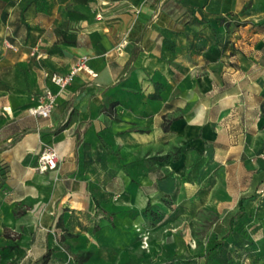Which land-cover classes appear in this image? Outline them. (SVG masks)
<instances>
[{
	"label": "crops",
	"instance_id": "crops-1",
	"mask_svg": "<svg viewBox=\"0 0 264 264\" xmlns=\"http://www.w3.org/2000/svg\"><path fill=\"white\" fill-rule=\"evenodd\" d=\"M81 56L94 75L58 89ZM45 88L51 112L30 114ZM262 101L264 0H0V264H114L199 159L263 158L228 217L242 199L264 253Z\"/></svg>",
	"mask_w": 264,
	"mask_h": 264
},
{
	"label": "rangeland",
	"instance_id": "rangeland-1",
	"mask_svg": "<svg viewBox=\"0 0 264 264\" xmlns=\"http://www.w3.org/2000/svg\"><path fill=\"white\" fill-rule=\"evenodd\" d=\"M259 158L227 166L197 160L186 174L183 197L153 199L136 229L134 245L121 247L114 264H264L262 250L242 245L261 238L247 214L238 219L237 232L221 248L210 249L209 244L219 242L216 233L225 230L223 222L238 192L254 184L253 176L260 177ZM263 190L259 187V194ZM231 238L237 243L229 246Z\"/></svg>",
	"mask_w": 264,
	"mask_h": 264
},
{
	"label": "built area",
	"instance_id": "built-area-1",
	"mask_svg": "<svg viewBox=\"0 0 264 264\" xmlns=\"http://www.w3.org/2000/svg\"><path fill=\"white\" fill-rule=\"evenodd\" d=\"M12 47L10 44H6ZM87 56H81L72 63L63 74H53L50 77L51 82L58 88L64 89L70 85L78 72L84 70L90 75H94L93 71L87 66ZM55 93L50 89L45 88L41 99L34 105L28 108V112L32 115L47 117L55 104ZM58 164L57 152L48 146H44L37 158L36 169L39 171L54 170Z\"/></svg>",
	"mask_w": 264,
	"mask_h": 264
},
{
	"label": "trees",
	"instance_id": "trees-1",
	"mask_svg": "<svg viewBox=\"0 0 264 264\" xmlns=\"http://www.w3.org/2000/svg\"><path fill=\"white\" fill-rule=\"evenodd\" d=\"M223 22L225 23H230L233 22L232 19H223ZM260 110L261 114L264 117V101L260 103ZM163 128H166V126H163ZM148 208L146 209V211ZM18 212L15 211V214ZM245 214V209L242 206V199L238 201V210L236 213L232 214L231 216L227 217V219L223 222L224 223V231L222 233H216V235H219V242L215 243L212 240H209V244H211L210 249H215V248H221L222 245H224V241L233 236L237 232V225L240 224L238 223V219ZM227 227V228H226ZM5 236L8 237V234L5 233ZM253 243L251 241H247L244 246H250L252 247ZM254 247V246H253ZM8 248H12V246H8ZM53 254L52 250H47L41 257L40 264H49L51 256ZM75 257L79 258L80 260H86L90 253L88 251L84 252H79L73 254ZM69 258V257H68ZM61 264V263H60ZM63 264V263H62ZM66 264H70L69 262Z\"/></svg>",
	"mask_w": 264,
	"mask_h": 264
}]
</instances>
